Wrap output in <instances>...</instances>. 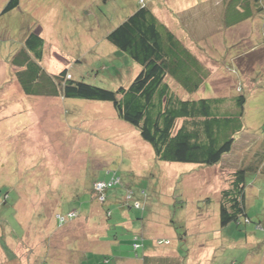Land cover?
I'll return each instance as SVG.
<instances>
[{
    "label": "rangeland",
    "instance_id": "rangeland-1",
    "mask_svg": "<svg viewBox=\"0 0 264 264\" xmlns=\"http://www.w3.org/2000/svg\"><path fill=\"white\" fill-rule=\"evenodd\" d=\"M8 1L0 0V264H76L81 246L96 264L114 237L130 246L124 222L138 219L158 224L149 242L166 238L157 244L170 240L168 249L180 244L181 257L186 242L202 241L205 249L195 251L201 264H264V172L245 178L248 222L241 218L221 228L218 217L227 172L253 138L256 160L264 164V8L254 7L252 18L226 27L225 14L236 19L226 7L237 0H142L212 72L209 97H233L238 87L245 94L242 140L218 167H207L157 160L110 103L28 96L15 81L11 59L37 31L44 40L40 65L48 74L67 69L73 80L110 91L128 85L139 65L106 37L141 0H19L1 14ZM109 173L121 184L107 191L109 205L102 206L92 188ZM121 185L134 191L139 210L114 203L127 196ZM189 219L205 233L179 241ZM197 259L193 264H200Z\"/></svg>",
    "mask_w": 264,
    "mask_h": 264
},
{
    "label": "trees",
    "instance_id": "trees-1",
    "mask_svg": "<svg viewBox=\"0 0 264 264\" xmlns=\"http://www.w3.org/2000/svg\"><path fill=\"white\" fill-rule=\"evenodd\" d=\"M254 1L237 0L234 7L228 4L226 13L229 10L236 12V19L228 21L225 14L224 26H234L244 19L252 18L255 8L262 11L264 3L259 6L260 1ZM18 5L19 0H9L2 7L1 14L9 13ZM106 39L118 52L126 54L139 65L138 73L126 86L110 91L75 81L67 69L57 75L48 74L40 65L44 40L37 31L26 35L23 46L11 59L10 66L17 69L14 72L15 81L28 96L110 103L116 117L138 132L159 161L218 167L222 158L229 155L236 143L242 140L239 135L244 130L242 118L246 97L241 87L237 88L238 93L233 94V97H209L211 88L208 79L212 72L209 74V68L203 60L158 21L144 1L138 3V8ZM200 88H204L202 94ZM226 102H229L231 111L222 109ZM252 144L243 145L239 164L227 172L231 176L226 189L221 192L218 207L221 228L230 224L238 225L241 218L244 222L249 220L245 214V178L247 173L253 171L264 172V164L256 160L257 150ZM109 175L106 181L99 182L107 184L103 191L95 190L94 185L92 188V195L102 206L109 203L107 191L121 184L120 178L114 173ZM121 186L126 189L127 196L123 198V203L121 200H115L114 203L139 210L141 205L136 202L134 191L127 185ZM141 192L145 196L144 191ZM75 215L74 211L68 213L69 218ZM106 216L111 217L110 211H107ZM132 241L130 246L134 247L136 253V247H141L142 240L135 236ZM114 242H118L117 237H114ZM112 259L110 255L98 256L96 262L113 264Z\"/></svg>",
    "mask_w": 264,
    "mask_h": 264
},
{
    "label": "crops",
    "instance_id": "crops-1",
    "mask_svg": "<svg viewBox=\"0 0 264 264\" xmlns=\"http://www.w3.org/2000/svg\"><path fill=\"white\" fill-rule=\"evenodd\" d=\"M252 147L253 148L256 147L254 138H253ZM251 155H253V151H251ZM140 193L142 194V192ZM135 200L141 205L139 199L135 198ZM137 221H140V224H138ZM137 221H135V223L130 220H128L127 222H124L126 223V229L131 233L132 238L134 239L135 236H138L140 240H142L140 244L141 247L139 248L136 247V249H138L136 253L133 251L134 247L132 248L131 246H127V247L121 246V244H117V242L112 241L113 243H107L105 246V249L100 250L99 254L96 255V257L110 255V259H112V257L114 256V258L112 259L113 261L111 260L113 264H179L178 261H185V262L189 261L190 264H193L195 263V259L197 258L202 259L200 257L201 256L200 252L204 250L205 247L202 246L203 244L201 243L202 241L195 242L193 241V238L195 236H201L205 232L203 230L199 231V229L202 227L200 225L197 226L196 221L189 219L187 221V226L185 225L186 227L184 229V233L182 235L177 236L179 241L184 240L186 242L189 238H190L189 241H193L192 245H189L186 242V251H185L184 257H181L179 255L180 253L179 247L183 249V247L180 244H179L180 246L177 245L176 247H171L168 249L167 247L171 246L170 240L168 244H157V241L165 240L166 238L158 239L154 243L149 242L150 231H152L155 225H158L156 222H151V221L145 222L143 219H138ZM187 227H194L195 230L197 229V231L191 228L190 232H188L186 230ZM189 243H192V242H189ZM130 245H131V242H130ZM160 247H164V248L161 249ZM196 250H199L200 252L196 253L195 252ZM87 251H88L87 246H81L80 251L78 252V259L76 261V264H89V261H91V264H93L90 258V255L86 253ZM94 261L96 262V260ZM197 262L200 263L198 259H197ZM96 264H98V262H96ZM102 264H107V263L103 261Z\"/></svg>",
    "mask_w": 264,
    "mask_h": 264
},
{
    "label": "built area",
    "instance_id": "built-area-1",
    "mask_svg": "<svg viewBox=\"0 0 264 264\" xmlns=\"http://www.w3.org/2000/svg\"><path fill=\"white\" fill-rule=\"evenodd\" d=\"M106 186H107V184H104V183H96V184H94V189L101 192L105 189Z\"/></svg>",
    "mask_w": 264,
    "mask_h": 264
}]
</instances>
